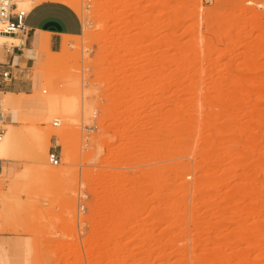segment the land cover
Here are the masks:
<instances>
[{"label": "rangeland", "instance_id": "rangeland-1", "mask_svg": "<svg viewBox=\"0 0 264 264\" xmlns=\"http://www.w3.org/2000/svg\"><path fill=\"white\" fill-rule=\"evenodd\" d=\"M60 1L85 29L15 96L12 264H264V0Z\"/></svg>", "mask_w": 264, "mask_h": 264}, {"label": "crops", "instance_id": "crops-1", "mask_svg": "<svg viewBox=\"0 0 264 264\" xmlns=\"http://www.w3.org/2000/svg\"><path fill=\"white\" fill-rule=\"evenodd\" d=\"M28 1V0H27ZM32 0H29L31 3ZM26 17L27 31L14 35L20 43L0 46V73L9 71L11 77L2 80L0 90L15 95L30 93L34 84L29 79L31 65L38 52L46 47L48 53L60 52L72 37L83 34L85 26L76 8L60 0H33ZM17 93V94H16ZM12 166V159L0 157V177ZM0 264H12L9 249L0 235Z\"/></svg>", "mask_w": 264, "mask_h": 264}, {"label": "bare ground", "instance_id": "bare-ground-1", "mask_svg": "<svg viewBox=\"0 0 264 264\" xmlns=\"http://www.w3.org/2000/svg\"><path fill=\"white\" fill-rule=\"evenodd\" d=\"M13 1H15L14 3H16L17 6L19 5V6L24 7V8L29 10V8H30L29 5L32 4L33 0L31 1V3L29 2V0L28 1L27 0H13ZM12 37H14V35H12V34L0 33V46L5 44V42H7V40L9 38L11 39ZM14 38H16V37H14ZM52 94L53 95H51V93H50L49 94L50 96H48V97H46V95L44 94L45 96H43V97H45V100H43L42 102H40V101L38 102V103H44L45 106L48 108V111L46 110L45 115L50 114V113L55 115V113H60L58 111H61L63 114L62 115V117H63L66 113L68 114V112L66 110H68V111L69 110H71V111L75 110L77 103H78L77 100H75V99H77L75 96H67V95L64 96L62 94H54V93H52ZM20 95L25 96V95H28V93L18 94V96H20ZM15 96H16L15 93L12 94V93L3 92L0 90V117L3 114V116L6 118V123L4 124V128H3L4 132H3L2 138L0 139V157L9 158L14 154V152H16V148H17L16 142L19 138V132H21V131H20V129H18L14 125V123L17 121L14 117L15 110L17 108L19 109V108L30 107L36 103V101H34L31 98H24L23 97V98L19 99V97L16 98ZM65 111H66V113H65ZM74 112H76V111H74ZM70 114H72V112ZM47 116H50V115H46V117ZM68 116H70V115H68ZM43 117L45 118V116H43ZM19 118L20 117L18 115V120L22 119V118H20V119ZM44 118H42V119H44ZM60 118H61V116H60ZM64 118L66 119V117H64ZM46 120H48V119L46 118ZM60 133H58L59 144L63 145V147L66 149V148H68V141L66 140L65 136L63 134H60Z\"/></svg>", "mask_w": 264, "mask_h": 264}, {"label": "built area", "instance_id": "built-area-1", "mask_svg": "<svg viewBox=\"0 0 264 264\" xmlns=\"http://www.w3.org/2000/svg\"><path fill=\"white\" fill-rule=\"evenodd\" d=\"M28 11L24 9H18L16 3L13 0H0V33L4 34H23L27 31L26 26V17ZM11 77L9 71H4L0 73V83L2 80H7ZM59 124L58 120L53 122V125L56 126ZM4 129L0 124V139L2 138ZM49 162L52 165H58L60 163V155L54 151H49Z\"/></svg>", "mask_w": 264, "mask_h": 264}]
</instances>
